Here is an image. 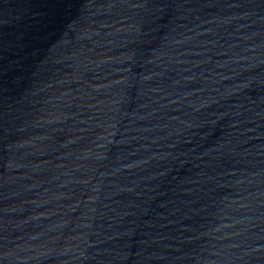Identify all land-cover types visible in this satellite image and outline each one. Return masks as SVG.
Wrapping results in <instances>:
<instances>
[{
    "label": "water",
    "instance_id": "water-1",
    "mask_svg": "<svg viewBox=\"0 0 264 264\" xmlns=\"http://www.w3.org/2000/svg\"><path fill=\"white\" fill-rule=\"evenodd\" d=\"M0 264H264V0H62L1 50Z\"/></svg>",
    "mask_w": 264,
    "mask_h": 264
}]
</instances>
